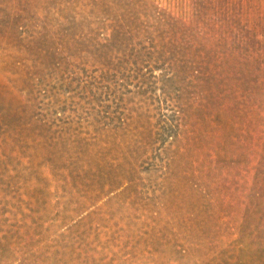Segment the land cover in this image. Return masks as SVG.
<instances>
[{"label":"rangeland","instance_id":"374dc122","mask_svg":"<svg viewBox=\"0 0 264 264\" xmlns=\"http://www.w3.org/2000/svg\"><path fill=\"white\" fill-rule=\"evenodd\" d=\"M0 264H264V0H0Z\"/></svg>","mask_w":264,"mask_h":264},{"label":"trees","instance_id":"16d2710c","mask_svg":"<svg viewBox=\"0 0 264 264\" xmlns=\"http://www.w3.org/2000/svg\"><path fill=\"white\" fill-rule=\"evenodd\" d=\"M208 10L212 16L207 17L206 21L199 19L198 15H202V11L198 7V9H195L196 18L181 27L184 35L182 40L185 41V47H183L185 53L184 73L191 72L194 74L193 79L199 84L207 81L210 62L204 58L200 49V47L206 46L199 45L197 40H194L195 38L204 40L203 36L208 37L209 39H205V41H211V50L216 51L217 54H233L231 49L232 10L229 9V4L224 5V2H219L210 5ZM189 37L192 39H186Z\"/></svg>","mask_w":264,"mask_h":264}]
</instances>
